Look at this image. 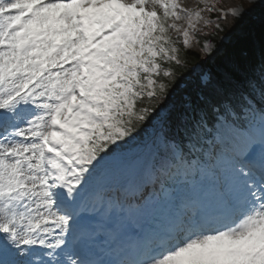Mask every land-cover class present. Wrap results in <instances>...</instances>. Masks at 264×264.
I'll return each instance as SVG.
<instances>
[{"label": "snow or ice", "instance_id": "1", "mask_svg": "<svg viewBox=\"0 0 264 264\" xmlns=\"http://www.w3.org/2000/svg\"><path fill=\"white\" fill-rule=\"evenodd\" d=\"M261 5L0 0V264H264Z\"/></svg>", "mask_w": 264, "mask_h": 264}, {"label": "trees", "instance_id": "2", "mask_svg": "<svg viewBox=\"0 0 264 264\" xmlns=\"http://www.w3.org/2000/svg\"><path fill=\"white\" fill-rule=\"evenodd\" d=\"M226 3H234L237 6L242 5V7L245 9L252 2L249 0H226ZM262 32H264V5L256 8L254 11H251L240 24L239 28L233 33L232 37L229 38V40L250 39V41L255 45L258 54ZM229 40L225 41L224 43L228 44ZM209 67H213V65L210 64ZM176 99L179 101V95H177Z\"/></svg>", "mask_w": 264, "mask_h": 264}, {"label": "rangeland", "instance_id": "3", "mask_svg": "<svg viewBox=\"0 0 264 264\" xmlns=\"http://www.w3.org/2000/svg\"><path fill=\"white\" fill-rule=\"evenodd\" d=\"M251 1H253V0H251ZM180 2L187 7H189L191 4H194V2H192V1H191V4H189V5L185 4V0H180ZM239 10L243 11V9L241 7H239Z\"/></svg>", "mask_w": 264, "mask_h": 264}, {"label": "bare ground", "instance_id": "4", "mask_svg": "<svg viewBox=\"0 0 264 264\" xmlns=\"http://www.w3.org/2000/svg\"><path fill=\"white\" fill-rule=\"evenodd\" d=\"M185 4L187 5L191 4L190 0H185Z\"/></svg>", "mask_w": 264, "mask_h": 264}]
</instances>
